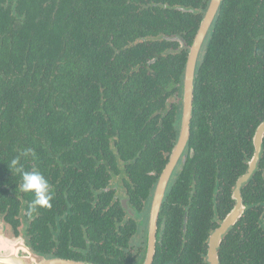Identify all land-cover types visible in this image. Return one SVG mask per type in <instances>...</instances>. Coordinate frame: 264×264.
Wrapping results in <instances>:
<instances>
[{
  "label": "trees",
  "instance_id": "obj_1",
  "mask_svg": "<svg viewBox=\"0 0 264 264\" xmlns=\"http://www.w3.org/2000/svg\"><path fill=\"white\" fill-rule=\"evenodd\" d=\"M207 1L0 0V173L13 159L50 174L53 162L79 160L86 170L100 158L103 171L117 170L119 158L130 202L140 204L177 130L166 99L186 55L170 53L177 42L164 36L190 44ZM193 89V155L163 204L171 264H206L214 219L231 210L252 157L264 121V0L221 1ZM241 197L245 210L222 238L219 264H264V137Z\"/></svg>",
  "mask_w": 264,
  "mask_h": 264
},
{
  "label": "flooded vegetation",
  "instance_id": "obj_2",
  "mask_svg": "<svg viewBox=\"0 0 264 264\" xmlns=\"http://www.w3.org/2000/svg\"><path fill=\"white\" fill-rule=\"evenodd\" d=\"M209 1L202 11L195 33L190 37V44L183 38L184 34L182 37L164 36L174 39L173 43L177 42L176 47L169 45L167 48L170 53L176 54L185 50L186 55L181 80L178 83L175 81L173 89L169 90L171 94L166 99L168 105H176L173 123L177 128L173 146L167 153V162L180 134L187 56ZM178 8L179 6L175 7L181 11ZM195 11L193 8H185L181 12ZM215 18L216 15L199 48L194 80ZM142 40L145 41L144 38ZM147 65L149 67V63ZM191 121L192 111L188 140L172 170L159 209L153 249L149 245V219L154 191L161 172L155 183H152L148 197L136 205L131 204L128 186L125 184L130 172L123 170L124 165L119 158L117 170L108 165L110 170L105 171L103 170L106 165L102 158L87 164L86 170L82 169L79 160L69 164L53 162L50 174L42 173L51 185V207L38 206L36 210L31 211L29 204L34 195L20 190V172L9 163V172L3 175L0 173V264H51L53 261L67 262L63 264H171L167 254H162L163 240H169L166 235L168 208H163V204L186 158L193 155L190 144ZM17 167L26 171L27 168L33 170L36 165L33 161H19ZM192 187L194 185H191L187 193L189 199L193 195ZM185 216L186 212L184 219ZM184 219L183 234L186 223ZM220 220L222 219H214L217 225ZM183 234L177 235L181 241Z\"/></svg>",
  "mask_w": 264,
  "mask_h": 264
},
{
  "label": "water",
  "instance_id": "obj_3",
  "mask_svg": "<svg viewBox=\"0 0 264 264\" xmlns=\"http://www.w3.org/2000/svg\"><path fill=\"white\" fill-rule=\"evenodd\" d=\"M222 0H210L206 9L204 16L201 19L200 26L192 43V46L189 50L187 61L185 65L184 72V83H183V109L181 116V126L180 134L177 140V143L169 155L168 162L160 173L151 205V214L149 219V245L153 249L154 238H155V228L158 219L159 209L162 203V199L165 194V190L170 179L172 170L178 160L179 155L181 154L189 136V123L191 119L192 103H193V80H194V70L195 62L199 48L201 46L203 37L205 36L209 26L211 25L219 4ZM181 11H184L185 8L179 7ZM154 59H151L149 63L153 62ZM264 137V121L260 122L252 136L253 144V153L252 157L248 162L247 169L245 173L239 176L234 184V187L231 192V198L234 202L231 210L220 220L218 225L210 232L207 239V251H206V262L207 264H219L218 260V249L222 241L223 236L228 232V230L235 225V223L242 216L245 205L243 204L241 197V188L244 183H246L253 172L256 169V166L259 161L261 149H262V140ZM186 221V216L185 219ZM67 263L60 261H53L51 264H63Z\"/></svg>",
  "mask_w": 264,
  "mask_h": 264
},
{
  "label": "clouds",
  "instance_id": "obj_4",
  "mask_svg": "<svg viewBox=\"0 0 264 264\" xmlns=\"http://www.w3.org/2000/svg\"><path fill=\"white\" fill-rule=\"evenodd\" d=\"M24 155H34L32 149H26ZM18 160L13 159L11 166L17 168L20 172V190L25 193H32L34 199L29 204L31 211L36 210L39 207H51L52 191L49 181L45 176L37 169L31 171H25L18 166Z\"/></svg>",
  "mask_w": 264,
  "mask_h": 264
}]
</instances>
